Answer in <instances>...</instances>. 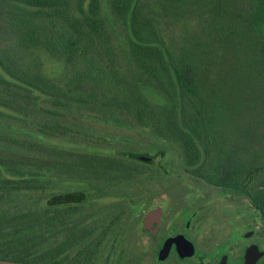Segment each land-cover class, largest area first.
Masks as SVG:
<instances>
[{"label": "trees", "instance_id": "1", "mask_svg": "<svg viewBox=\"0 0 264 264\" xmlns=\"http://www.w3.org/2000/svg\"><path fill=\"white\" fill-rule=\"evenodd\" d=\"M0 12L18 31L0 47V116L15 117L0 128L33 136L27 126L54 128L48 119L64 108L124 116L164 144L178 143L187 173L202 176L206 163L208 183L246 195L264 219L258 105L231 95L236 90L225 78L232 69L224 71L227 54L235 53L230 60L245 68V78L262 82L264 106V0H0ZM196 17L206 22L175 51L169 29ZM117 27L123 36L115 44ZM49 59L57 70L48 69ZM115 153L157 165L170 157L162 148L144 153L150 160ZM2 232L5 239L9 231ZM24 255L0 252L59 264Z\"/></svg>", "mask_w": 264, "mask_h": 264}, {"label": "rangeland", "instance_id": "2", "mask_svg": "<svg viewBox=\"0 0 264 264\" xmlns=\"http://www.w3.org/2000/svg\"><path fill=\"white\" fill-rule=\"evenodd\" d=\"M200 22L206 21L191 18L169 29L175 51L190 32L199 30ZM17 32L0 12V47L10 45ZM121 35L117 27L115 44ZM233 54L225 59L224 71L232 69L233 74L225 80L236 90L230 89L231 95L248 106L258 105L257 129L264 149V106L257 97L263 84L257 77L246 79L245 68L230 60H235ZM56 66L47 60L50 71ZM60 112L48 119L54 128L27 126L33 136L0 128V234L9 231L0 239V252L18 251L59 264H156L167 226L188 220L207 227L202 237L209 245L230 236L232 229H253L264 240V219L250 198L208 183L206 163L202 176L187 173L178 143L164 144L124 116L118 121L87 108ZM14 120L0 116L2 124ZM61 124L75 131H65ZM156 148L170 156L161 165L115 153L146 155ZM62 194L74 195L53 198Z\"/></svg>", "mask_w": 264, "mask_h": 264}, {"label": "flooded vegetation", "instance_id": "3", "mask_svg": "<svg viewBox=\"0 0 264 264\" xmlns=\"http://www.w3.org/2000/svg\"><path fill=\"white\" fill-rule=\"evenodd\" d=\"M194 225L195 222L188 220L172 222L167 226L156 249V264H245L249 250L253 252L255 264H264V240L253 229L235 232L232 229L230 236L209 245L202 237L207 227ZM176 237L189 241L193 245V253L185 254L190 250L189 245L174 241ZM167 242L169 245H166Z\"/></svg>", "mask_w": 264, "mask_h": 264}, {"label": "water", "instance_id": "4", "mask_svg": "<svg viewBox=\"0 0 264 264\" xmlns=\"http://www.w3.org/2000/svg\"><path fill=\"white\" fill-rule=\"evenodd\" d=\"M140 158L145 159V160L151 159L150 157L143 156V155H141ZM174 241L186 243L189 245L190 250L188 252H185V254H192L193 253V245L189 241H187L184 237H176V238H174ZM166 245H169V243L167 242ZM166 245H165V247H166ZM251 253H253L252 250L251 251L249 250L245 264H255V258H253V255ZM0 264H36V263L0 258Z\"/></svg>", "mask_w": 264, "mask_h": 264}]
</instances>
